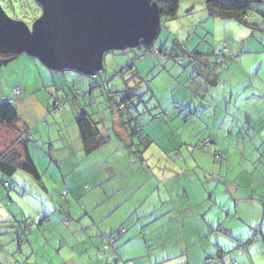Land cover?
<instances>
[{
	"label": "rangeland",
	"instance_id": "obj_1",
	"mask_svg": "<svg viewBox=\"0 0 264 264\" xmlns=\"http://www.w3.org/2000/svg\"><path fill=\"white\" fill-rule=\"evenodd\" d=\"M0 5L8 17L23 21L29 29L41 14L33 0H0ZM253 8L250 26L209 17L201 0H179L176 18H163L156 28L152 52L147 50L140 57L143 51L135 48H125L126 53L106 51L100 69L87 76L74 70H51L24 51L0 55V95L9 91L20 118L18 126H27L36 167L41 174L44 170L43 184L22 170L11 177L0 175V245H6L4 250H11L8 240L15 234L37 249L42 230L51 226L48 220L61 204L56 183L60 169L51 153L65 156L74 152L77 159L88 157V163L97 161L100 152L139 158L143 150L142 158L148 162L138 169L143 183L134 198L157 187L171 192L166 195L168 204L181 206L190 201L200 208L185 212L184 228L178 217L172 230L158 226L161 218L143 220L132 241L143 244L144 250L130 252L122 241L128 235L121 237L114 246L123 257L115 264H131L128 253L137 257L134 264H207L209 257H214V264H223L216 254L218 247L233 261L245 255L255 264H264L263 204L250 199L256 188L252 198L264 193V181L260 185L264 180V144L257 134L264 132V93L256 92L257 87H264V3H254ZM130 93L133 96L125 101V107H118ZM253 94L261 96L254 99L255 109L249 101ZM76 110L90 113L99 130L110 136L100 152L85 154L77 149ZM119 120L132 144L118 138L123 129ZM15 139V133L0 127V153ZM47 163L51 166L46 170ZM127 177L128 173L121 178ZM2 180L10 186L5 187ZM96 188L91 186V190ZM82 193H87L86 189ZM43 195L44 204L40 200ZM152 196L142 207H148ZM50 198L52 205L48 206ZM72 201L82 204L81 199L70 198L71 205ZM7 206L24 213L19 211L13 220L6 217ZM43 211L48 220H41ZM120 213L111 219L121 220ZM190 213L194 214L189 217ZM73 217L75 221L85 218L79 213ZM122 228L129 229L122 236L132 231L128 223ZM197 234L199 239L194 236ZM255 236L257 240H253ZM52 241H45L46 249ZM21 247L28 249L30 244L24 241Z\"/></svg>",
	"mask_w": 264,
	"mask_h": 264
},
{
	"label": "crops",
	"instance_id": "obj_2",
	"mask_svg": "<svg viewBox=\"0 0 264 264\" xmlns=\"http://www.w3.org/2000/svg\"><path fill=\"white\" fill-rule=\"evenodd\" d=\"M20 88L23 89L22 87ZM256 92L264 93V87H257ZM3 95L4 96L0 95V99L10 96L9 91L5 90ZM256 98L261 99V96L253 94L249 100L250 105L255 104L253 102H256V100H254ZM76 111L75 115L81 110ZM119 122L120 124H118V126L122 129V122ZM257 134L259 136L260 142L264 144V132L258 131ZM10 137L11 136H9V138ZM118 138L125 144H129V141L132 142V140L126 135V132L124 131L123 133V129L122 133H119ZM125 138H127V141L125 140ZM77 139L80 141L79 134ZM106 143L101 147H105ZM2 144L3 143H1L0 145ZM50 146V148H54L53 145ZM101 147L97 149L99 150V152ZM77 149L80 153L83 152L81 149V141L80 147ZM51 154L53 157H55V159L57 158L55 160V163L59 166V173L61 175L59 176V178H57L56 181V183L58 184L57 193L59 195L57 200L58 202L61 200V204L58 206V208H54V217L51 220L52 216L49 218V215H46L47 213H45L44 211L41 212V220L45 221L49 218L50 220L48 221L51 226L48 229L42 230L41 241L37 249L34 248L27 239L24 241L25 243H29L30 247H28V249H24L23 247H21L24 241L18 238V234L9 236L8 242L9 246L11 245V250L6 252L4 250L6 245H0V251L2 252L0 253V264H115V262L118 261L117 258L120 259L121 257H123L122 254L119 253L114 246V243H116L117 241L119 243V241H121V237L124 238L128 235L127 239H122V241H125V243L128 245L130 252L134 250V252L136 253L139 250H144L143 244L141 245L140 242L133 243L132 241L133 237L139 233L136 230V226H138L139 228V223L143 222V220L148 219L147 221H150L153 219L161 218L158 226H169V230H172V225L174 224L173 220L175 217H178L182 228H184L183 217L185 215V212H193V210H199L200 208V205H192L190 201H188V199V203H181V206H176V204L173 205L170 203L168 204L166 201V198L168 196L167 193L171 195V192L165 189L160 190L157 187L143 192L146 194L139 199L134 198L135 194L140 192L143 183V178L139 179L141 175H137L138 169H141L142 166H144L143 162H148L142 157V159L133 158L129 153L116 155L112 153V151L103 155V153L100 152V158L97 161H89L87 163L86 159L88 157H81V159H77L74 152L67 153L65 156L56 155L54 153ZM30 156L36 166L35 159L32 157L31 153ZM85 161L86 163L82 164ZM158 161H160V159H158ZM61 162L63 164H61ZM50 166L51 164L47 163L46 170L49 169ZM201 170L203 171V168ZM43 171L42 174L41 172H39L41 175L39 182H42V180L44 179ZM126 173L129 174V177L121 178ZM262 174H264L263 170ZM146 176L149 177L148 174ZM188 181L191 182V178H189ZM263 181L264 180L262 179V181L260 182L261 186H263ZM232 184L236 186L235 182H233ZM91 186H95L97 188L95 190H91ZM83 189H86L87 193L83 194ZM258 189L259 188H256V191L250 194V199L257 200L252 197L256 192H258ZM92 191L94 192L92 193ZM46 193L48 196L50 195L48 192ZM115 194L118 195L117 198L114 197ZM151 195H153V199L152 201H150L148 207H142L144 204H147V199ZM70 198L81 199L82 204L77 206L76 203L72 201L73 205H71ZM115 199L117 201H113ZM40 200L41 203L44 204V202H46L45 195H43ZM48 200H50L47 201L49 202L48 206L52 205L51 198ZM134 200H136V202H140L135 205ZM104 201L107 202V204L103 207L102 204ZM257 201L260 202L259 200ZM19 211L24 213L22 209L17 210L10 206H7L5 208L6 217H12L13 220L18 218V214H20ZM119 211L121 212V220L115 218L112 220V216ZM177 212L178 215H175V213ZM77 213H79V215L82 214V216H84L85 218L80 217L79 221H75V217H73V214L76 215ZM191 214L194 213H190L189 217L191 216ZM2 219V221L5 222L9 221L7 220V218ZM203 219H205L204 216ZM126 223L131 225L132 231L130 233L128 232L124 236L117 237L115 239V242L110 247L104 249L102 245L105 236L113 235L117 229H119L124 224L126 225ZM13 224L15 223L13 222L11 226H14ZM128 230L129 229L125 230V232ZM186 236L187 235L183 234V237L186 238ZM194 236L198 239L199 237H201V235L198 234ZM52 239L55 242L53 243L52 241V246L49 249H46V247L44 246L45 241ZM257 239V236H255V239L253 240ZM15 246H17V248ZM112 246L113 249H111ZM166 248L167 245L165 249ZM149 251L150 252L147 254L148 256H151L152 249H149ZM217 251L219 255L217 256L220 258L223 264H255L253 258L250 256L243 255L242 258L241 256H238V261H233L230 256L226 255L227 253L224 248L222 250L218 247L216 252ZM184 253H186L188 258L186 259V261H188L190 258L188 256L187 249ZM128 254L127 257H130V259L134 260L135 258H137L136 256L132 255L128 256ZM133 260L131 264H134L135 261ZM123 264L128 263L126 262Z\"/></svg>",
	"mask_w": 264,
	"mask_h": 264
},
{
	"label": "water",
	"instance_id": "obj_3",
	"mask_svg": "<svg viewBox=\"0 0 264 264\" xmlns=\"http://www.w3.org/2000/svg\"><path fill=\"white\" fill-rule=\"evenodd\" d=\"M41 14L31 29L0 5V53L24 51L51 70L91 75L106 51L150 43L160 23L155 0H34Z\"/></svg>",
	"mask_w": 264,
	"mask_h": 264
},
{
	"label": "trees",
	"instance_id": "obj_4",
	"mask_svg": "<svg viewBox=\"0 0 264 264\" xmlns=\"http://www.w3.org/2000/svg\"><path fill=\"white\" fill-rule=\"evenodd\" d=\"M155 1L159 8L160 21L163 18H165L166 20H172L176 18L177 10L179 7V0H155ZM201 1H203L209 17L218 18L221 20H233L236 21L237 23L243 25H250V26L251 24H249L248 21L250 17L249 16L250 12L254 11L253 4L264 3V0H201ZM33 2L41 10L40 6L34 0ZM258 13L260 12L258 11ZM262 15H263L262 17H264V14ZM152 44L153 41L146 44L140 43L138 46H136V48L135 47L134 48L143 51L140 56L142 57L144 54L147 53V50L149 52L153 51ZM134 48H130V49H134ZM212 53H214V51ZM0 55L5 56L4 54L1 53ZM192 55H195L194 52L192 53ZM201 57H203L202 54L200 55V58ZM218 59L219 57L217 58V61ZM218 62H221V60ZM123 70H126V68L122 69L121 73L123 72ZM132 96H133L132 93L127 94L126 97L121 99V102L119 103L118 107L124 108L125 101L131 99ZM13 103L14 101L13 99H11L10 96H8L7 98L0 99V127L6 128L16 134V139L11 144V146L4 149L3 152L0 153V175L2 176V178L11 177L17 170H22L26 172L28 175H30L34 180L39 181L41 175L37 170L29 153L30 149H29L28 129L24 123L21 126H18V124L20 123V118L16 108L13 106ZM251 108L255 109L256 105L252 104ZM74 122L78 129L79 139L81 141V149L85 154H89L97 150L99 147L104 145L110 138L109 135L104 134L99 130L98 122H96L92 118V115L86 112L85 110H81L79 113L75 115ZM122 128L124 129V131H126L127 129L123 123H122ZM127 135L132 140V137H130L128 133ZM205 140H207V142L209 141V139H205ZM132 143L133 140L131 144ZM142 152L143 150L140 152L141 155L138 156L136 155V156L139 158L143 157ZM2 181L5 187L9 186V182H7L6 180H2ZM257 200H259L263 204L262 209H263V217H264V193H262V195L259 198H257ZM119 230L120 229H117L113 235L105 236L102 245L103 248L104 245L107 243V241H109V238H113L114 240L108 247H110L115 242V239L117 237H121L118 235ZM216 254L218 255V251L216 252ZM209 259H211L212 262H209L208 261ZM214 262H215L214 257L206 258L207 264H214Z\"/></svg>",
	"mask_w": 264,
	"mask_h": 264
},
{
	"label": "built area",
	"instance_id": "obj_5",
	"mask_svg": "<svg viewBox=\"0 0 264 264\" xmlns=\"http://www.w3.org/2000/svg\"><path fill=\"white\" fill-rule=\"evenodd\" d=\"M20 89H19V87H16L15 88V92H18ZM124 232H125V229H120L119 231H118V235L119 236H122L123 234H124ZM113 238H109V241H107V243L104 245V248H107L112 242H113ZM209 262H212V260L211 259H209L208 260Z\"/></svg>",
	"mask_w": 264,
	"mask_h": 264
},
{
	"label": "bare ground",
	"instance_id": "obj_6",
	"mask_svg": "<svg viewBox=\"0 0 264 264\" xmlns=\"http://www.w3.org/2000/svg\"><path fill=\"white\" fill-rule=\"evenodd\" d=\"M136 48V47H135ZM119 51V50H118Z\"/></svg>",
	"mask_w": 264,
	"mask_h": 264
}]
</instances>
